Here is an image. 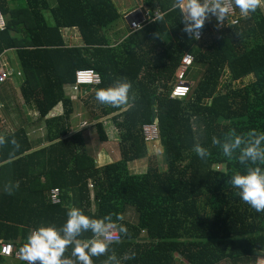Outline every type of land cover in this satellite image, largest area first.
Instances as JSON below:
<instances>
[{
	"label": "trees",
	"instance_id": "trees-1",
	"mask_svg": "<svg viewBox=\"0 0 264 264\" xmlns=\"http://www.w3.org/2000/svg\"><path fill=\"white\" fill-rule=\"evenodd\" d=\"M143 2L150 13L163 12V19L113 40L107 33L122 18L113 0H0L6 20L0 56L15 50L23 81L19 94L45 124L44 138L34 139L26 122L9 129L0 114V135L20 145L0 147V239L19 249L31 230L60 228L75 206L92 218L123 216L118 223L130 235L113 243L109 254L136 255L122 264H248L264 256V212L226 183L246 166L224 157L212 138L223 140L232 129L264 132V14L258 8L244 19L234 8L238 25L214 29L216 20L208 21L202 40H193L182 31L180 12L169 11L172 0ZM66 28L78 31L82 48L66 46ZM185 54L193 57L186 75L190 93L170 99ZM79 69L95 70L102 85L84 87L83 97L67 96ZM122 78L132 85L130 107L96 101V89ZM72 98L92 110L86 125L99 141H111L109 122L119 130L120 160L100 165L86 150L70 120ZM156 119L165 167L150 159L145 172L130 174L128 163L147 156L143 126ZM196 144L210 155L201 159ZM9 185L11 194L5 191ZM53 188L61 191L60 204L49 201ZM90 237L84 233L81 239Z\"/></svg>",
	"mask_w": 264,
	"mask_h": 264
},
{
	"label": "clouds",
	"instance_id": "clouds-1",
	"mask_svg": "<svg viewBox=\"0 0 264 264\" xmlns=\"http://www.w3.org/2000/svg\"><path fill=\"white\" fill-rule=\"evenodd\" d=\"M262 6L264 0H172L169 11L178 10L184 24L182 31L191 39L199 40L206 22L211 18H215V26L220 28L228 20L231 9H239L240 16L247 19ZM162 19L163 14L156 12L154 20ZM135 27L140 28V25ZM131 88V82L126 78L118 79L106 88L96 89L95 99L113 108L130 107L135 99L129 95ZM8 144L14 150L20 148L14 137L8 140L0 135V147ZM212 145L219 147L224 157L236 159L246 166L243 173L233 174L226 183L238 189L237 195L244 203L256 212H264V168L259 166L264 165V132L252 129L237 134L232 129L223 140L213 136ZM193 151L201 159L210 155L209 149L200 144L194 145ZM15 187H19V182ZM11 189L9 185L5 191L11 194ZM66 215L67 219L60 228L39 226L31 230L26 242L19 248V259L26 264H94L93 257L106 256L103 264H122V260L135 258V252L125 253L122 258H118L114 251L109 254L113 243H119L123 237L130 235L127 227L118 223L124 219L122 215L115 214V221L112 213L103 218H92L75 206L70 207ZM84 233H91V237L81 239Z\"/></svg>",
	"mask_w": 264,
	"mask_h": 264
},
{
	"label": "rangeland",
	"instance_id": "rangeland-1",
	"mask_svg": "<svg viewBox=\"0 0 264 264\" xmlns=\"http://www.w3.org/2000/svg\"><path fill=\"white\" fill-rule=\"evenodd\" d=\"M113 2L115 3L119 12H122V10H128V11L131 10L132 11V9L134 10V9H138V8H141V10H142L143 7H145L143 0H114ZM260 8L262 10V13L264 14V6H262ZM213 18H211L210 21H214L215 18L214 19ZM227 24H228V21L226 20L224 22L223 26H221V27L224 28V27H226ZM213 27H214V29L217 28L215 25H213ZM124 31H131V30L129 27V22H127V20L124 19L123 15H122V18H120L119 21L117 22L116 28L109 30L107 35L111 39L114 40L115 38L122 36ZM62 34H63L64 40L66 41L67 47H79V48L83 47V45L79 39L80 35L76 29L73 30V33H72V31L71 32L70 31L69 32L64 31ZM13 52H15V50H12V52L9 55V58L3 63V64H5V67L7 68V70L11 73L10 79L8 81H6L4 84H0L1 85L0 90L5 88V91H6L7 88L9 87L11 90L10 92H12V95L15 96L14 102L16 101V102L22 103L23 98H21L19 93H20V85L23 81H22L21 76H20L21 70H20V65L18 63L17 54H16V52L15 53H13ZM14 60H15V62H14ZM237 86L239 87L240 84L237 83ZM14 91H15V93H14ZM65 92L68 94H73L69 90L68 86H66ZM73 95H75V94H73ZM21 100H22V102H20ZM74 101H75V105H74L75 113H73V115H71L72 127H73V130L75 128H77V131H80L82 136L85 138L86 150H88L93 156H95L97 164H100V165L109 163L111 161L120 160L121 156H120V151H119V145H118V142L116 139V132L119 130L116 131L114 126L112 124H110V122H109L108 123V125L110 126L109 127V129H110L109 133H110V136L112 138H111V141H107V142L99 141L95 128H93L92 130H86L85 129V132L82 133V126H84V125H86V123H88V122L85 123L84 121H90L91 118H93L94 114L92 113V110H86L85 111L83 109L82 102H79L77 100H74ZM19 103H17V104H19ZM15 105H16V103L11 105L10 109H12V110H11V112L9 111V113L12 116H9V117L20 118L19 117L20 113H18L19 109L16 108ZM92 107H94V104ZM6 111H7V108H6ZM94 111H96V113H100V108H96ZM56 113H58V112H56ZM0 114L2 116L6 115L5 109H3L1 105H0ZM18 122H20V119H18ZM35 125L38 126L39 129H37V131H33L31 133V136L35 138V136L38 133H42V130H43L44 135L40 136L39 138H35V139H43L45 136V124H44L43 120H37ZM86 126H88V125H86ZM40 128H43V129L40 130ZM146 145H147V156H145L144 158L137 159V160H134V161H131L128 163L127 168H128V171L130 174H141V173L145 172L146 168L150 162V159L155 160L160 168L165 167L164 156H163V146L159 141V136L157 138L152 139V140L149 139L148 141H146ZM219 168H222V167L220 166ZM261 261H264V256H258V257H254V258L252 257L248 264H261ZM2 264H18V263L14 262V260H8V262L2 263ZM223 264H230V263L225 262Z\"/></svg>",
	"mask_w": 264,
	"mask_h": 264
},
{
	"label": "built area",
	"instance_id": "built-area-1",
	"mask_svg": "<svg viewBox=\"0 0 264 264\" xmlns=\"http://www.w3.org/2000/svg\"><path fill=\"white\" fill-rule=\"evenodd\" d=\"M156 12H159L161 14L164 13L161 12L159 9L157 11L150 13V11L143 7L135 9L131 11V13L123 14V18L129 22V27L131 30V33L138 32L142 30L144 27L152 23L154 20V15ZM228 24L227 25H238V16L235 11V9L230 10V14L228 17ZM136 25H140V28H136ZM226 25V26H227ZM222 28V27H221ZM219 28V29H221ZM6 29V20L4 18V15L0 11V32L4 31ZM204 37V32L202 30L201 32V38L199 40H202ZM193 64V57L191 54H185L182 58L180 66H178L176 72H175V79H176V85L173 87L171 93H170V99H183L186 98L190 93V85L187 82L186 75L189 70V68ZM11 73L7 70L5 67V64L0 62V84L5 83L10 78ZM102 85L101 76L92 69H79L76 70L74 73V83L70 85L68 88L73 94H78L80 96H84L83 88L84 87H92L97 88ZM143 135L145 141H148L149 139H154L159 136L157 124H151V125H145L143 126ZM91 188L93 186L91 185ZM48 198L51 204L57 205L61 203V191L58 188H53L49 191ZM19 249L15 247V245L11 242H6L4 240L0 239V257L3 258V262L6 263L8 260H14V262L18 264H26V262L21 261L18 256Z\"/></svg>",
	"mask_w": 264,
	"mask_h": 264
},
{
	"label": "crops",
	"instance_id": "crops-1",
	"mask_svg": "<svg viewBox=\"0 0 264 264\" xmlns=\"http://www.w3.org/2000/svg\"><path fill=\"white\" fill-rule=\"evenodd\" d=\"M114 1V0H113ZM138 7V6H137ZM135 10V9H134ZM132 11H133V9H132ZM119 12V11H118ZM129 12H131V10L130 11H128V10H122V12H119L120 14H126V13H129ZM122 14V15H123ZM214 28V27H213ZM73 30H75L74 28H66V29H63L62 30V33L64 32V31H67V32H71L72 31V33H73ZM63 35V34H62ZM80 39V38H79ZM80 41H81V39H80ZM65 44H66V41H65ZM67 45V44H66ZM12 51H10V52H7V53H5V54H3L2 56H0V62L1 63H4L8 58H9V55H10V53H11ZM13 53H15V52H13ZM16 57V56H15ZM14 62H15V60H14ZM18 63H19V61H18ZM11 90H10V88L8 87L7 88V90L5 91V88H3V89H1L0 90V99H1V97L2 98H4V103H0V105L2 106V108L3 109H5V116H2L3 118H4V120H5V122L8 124V126H9V129H12V127H13V123H17L18 122V119H20V122H18L17 124H24V122H26V125L28 124V126H29V128L31 129V132L30 133H32L33 131H37V129H39L38 128V126H36L35 125V123L37 122V120H38V113L35 111V109H34V107H33V105L32 104H26V102L23 100V102H22V100L20 101V102H22V103H19V102H14V98H12V92H10ZM14 93H15V91H14ZM11 95V96H10ZM66 95L67 96H74L73 94H68V93H66ZM74 98V97H73ZM72 98V100H73V102H74V100L75 99H73ZM1 101V100H0ZM14 103H16V105H15V107L17 108H20L21 109V111H18V113H20V115H19V117L20 118H17V117H9V116H12L10 113H9V111L11 112V110L12 109H10V107H11V105H13ZM17 103H19V104H17ZM6 108L8 109L7 111H6ZM15 108V109H16ZM31 112V113H30ZM56 112H59V110L58 109H56ZM56 112H54V114H56ZM74 113H75V110H74ZM54 114H52V115H54ZM52 115H50V116H52ZM73 115V114H72ZM71 120V119H70ZM85 123L86 122H88V121H84ZM72 123V122H71ZM83 127V126H82ZM94 127H92L91 125L90 126H88V127H83L82 128V133L83 132H85V129L86 130H92ZM43 128H40V130H42ZM74 130H77V128H75ZM73 130V131H74ZM40 134V135H39ZM44 135V132H43V130H42V133H38L36 136H35V138H39L40 136H43ZM32 137V136H31ZM32 138H34V137H32ZM34 138V139H35Z\"/></svg>",
	"mask_w": 264,
	"mask_h": 264
},
{
	"label": "water",
	"instance_id": "water-1",
	"mask_svg": "<svg viewBox=\"0 0 264 264\" xmlns=\"http://www.w3.org/2000/svg\"><path fill=\"white\" fill-rule=\"evenodd\" d=\"M153 118H155V113H154V112H153ZM155 121H156V122H158V120H157V119H156Z\"/></svg>",
	"mask_w": 264,
	"mask_h": 264
}]
</instances>
